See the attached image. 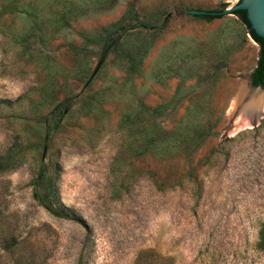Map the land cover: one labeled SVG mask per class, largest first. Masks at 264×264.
<instances>
[{"label":"rangeland","instance_id":"374dc122","mask_svg":"<svg viewBox=\"0 0 264 264\" xmlns=\"http://www.w3.org/2000/svg\"><path fill=\"white\" fill-rule=\"evenodd\" d=\"M236 2L0 0V264H264Z\"/></svg>","mask_w":264,"mask_h":264},{"label":"water","instance_id":"95a60500","mask_svg":"<svg viewBox=\"0 0 264 264\" xmlns=\"http://www.w3.org/2000/svg\"><path fill=\"white\" fill-rule=\"evenodd\" d=\"M238 11L247 12L252 29L258 36L264 39V0H237L232 7L227 9L216 11L192 10L186 12V14L217 17L235 14ZM260 52L261 49L258 54V60L260 58ZM254 70L244 79L240 80L236 110L232 116L254 118L260 114V111L263 113L264 86H253L251 75Z\"/></svg>","mask_w":264,"mask_h":264},{"label":"trees","instance_id":"16d2710c","mask_svg":"<svg viewBox=\"0 0 264 264\" xmlns=\"http://www.w3.org/2000/svg\"><path fill=\"white\" fill-rule=\"evenodd\" d=\"M235 15H238V17L242 20L243 25L246 27L248 33L250 36L253 38L254 41H256L260 47H261V52H260V58L258 60L257 66L252 73V78H253V85L254 86H264V39L261 38L256 34V32L252 29L251 23L248 20L247 17V12L246 11H238L235 12ZM196 17H208V18H220L222 16H196ZM115 46L110 44V40L107 38L105 40L104 46H103V55L105 56L109 51L113 50ZM64 104L66 107H69V101H65ZM47 180L45 179V176L43 174H40L38 178L36 179L35 184L38 185V187H46V182ZM45 202H49L51 199V193L48 192L45 197L43 198ZM141 256V255H140ZM143 259V255L139 258L141 260ZM136 264H141L140 261L136 262ZM159 264H172L171 259H164L161 260Z\"/></svg>","mask_w":264,"mask_h":264},{"label":"bare ground","instance_id":"6f19581e","mask_svg":"<svg viewBox=\"0 0 264 264\" xmlns=\"http://www.w3.org/2000/svg\"><path fill=\"white\" fill-rule=\"evenodd\" d=\"M237 98H238V94L234 100V107L236 108L237 105ZM264 100V99H263ZM262 106H263V102H262ZM262 116V111H260V114L254 118L252 117H241L240 118V125H251L253 123H255L256 121H258Z\"/></svg>","mask_w":264,"mask_h":264},{"label":"flooded vegetation","instance_id":"af4514ba","mask_svg":"<svg viewBox=\"0 0 264 264\" xmlns=\"http://www.w3.org/2000/svg\"><path fill=\"white\" fill-rule=\"evenodd\" d=\"M251 77H252V75H251ZM252 84H253V78H252ZM254 86V85H253ZM259 86H261V85H259ZM255 87H257V86H255Z\"/></svg>","mask_w":264,"mask_h":264}]
</instances>
